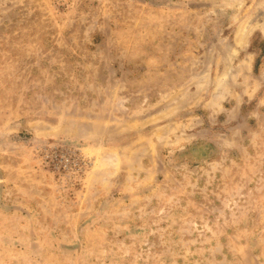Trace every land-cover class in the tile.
<instances>
[{
	"label": "rangeland",
	"instance_id": "rangeland-1",
	"mask_svg": "<svg viewBox=\"0 0 264 264\" xmlns=\"http://www.w3.org/2000/svg\"><path fill=\"white\" fill-rule=\"evenodd\" d=\"M0 264H264V0H0Z\"/></svg>",
	"mask_w": 264,
	"mask_h": 264
},
{
	"label": "trees",
	"instance_id": "trees-1",
	"mask_svg": "<svg viewBox=\"0 0 264 264\" xmlns=\"http://www.w3.org/2000/svg\"><path fill=\"white\" fill-rule=\"evenodd\" d=\"M254 68H255V69L257 68V63L255 64Z\"/></svg>",
	"mask_w": 264,
	"mask_h": 264
}]
</instances>
